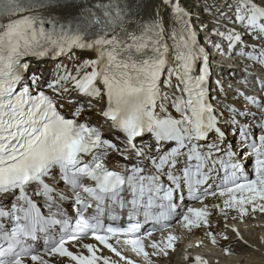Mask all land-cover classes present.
<instances>
[{
  "label": "snow or ice",
  "instance_id": "obj_1",
  "mask_svg": "<svg viewBox=\"0 0 264 264\" xmlns=\"http://www.w3.org/2000/svg\"><path fill=\"white\" fill-rule=\"evenodd\" d=\"M200 10L244 61L232 99L181 0H0V264H158L177 225L251 247L230 221L264 217V0Z\"/></svg>",
  "mask_w": 264,
  "mask_h": 264
},
{
  "label": "bare ground",
  "instance_id": "obj_2",
  "mask_svg": "<svg viewBox=\"0 0 264 264\" xmlns=\"http://www.w3.org/2000/svg\"><path fill=\"white\" fill-rule=\"evenodd\" d=\"M219 2L223 4V0H219ZM214 23H216V22H214ZM205 36H206V39H214V38L216 39L217 38L210 31H207V30H205ZM218 68L219 67H217V69ZM232 223H235L236 227H238L240 229L242 235L244 236V239L248 241V244L251 245V247H246L242 242L238 246H232L234 253H235L234 255H237V257L235 256L234 258H231V256H225L223 251L221 250L223 254H218L217 257L215 256L212 259L211 264H242L241 260H242L243 254L245 255L244 256V260H245L244 264H257V263H255V260H256V258H258L257 256L259 255V253L264 254V217L258 216L256 218V220H254V221L252 220V224H253L252 236H247L246 234H248V232L239 223H237L235 221H230V224H232ZM176 231L178 233V238H179L178 243H177V247H176V252L174 253V255L171 256L170 260H168V259L159 260L158 264H164V263L187 264V262L183 259L182 253L184 252V250L186 248H189V246H193V247H192V251H190L188 253V255L191 256V255H194L196 253H202V250L199 247H195L198 242H196L193 237L190 238L191 242L187 243L185 246H182L181 244H179V241H181L182 239H187L189 237L185 236L184 233H186V232L181 228H176ZM156 236L158 238L159 234ZM189 236L191 237V234H189ZM194 236L198 237V234H194ZM229 236L231 237L232 242L238 241V240H236L235 236L232 235V233H229ZM209 246H211V245L208 244V246L205 248L207 249V251L212 252L213 249L210 248ZM204 252H206V250H204ZM126 255L129 256V254H126Z\"/></svg>",
  "mask_w": 264,
  "mask_h": 264
},
{
  "label": "rangeland",
  "instance_id": "obj_3",
  "mask_svg": "<svg viewBox=\"0 0 264 264\" xmlns=\"http://www.w3.org/2000/svg\"><path fill=\"white\" fill-rule=\"evenodd\" d=\"M184 1H187V3L185 2V8L191 13L192 22H193V25L195 26L196 30L200 33H203L204 37H206L205 36V30H207V29L202 27L201 22L207 23L208 29H211L212 25L215 24L214 22H216V21L207 12H201L200 9L203 7V5L205 3H209V4L213 3V0H182L183 3H184ZM220 6L222 7L223 4L220 3ZM207 31H209V30H207ZM204 37H202L201 41L204 44H206V46L210 47V49H213L212 44H213V41H215V38L214 39H206ZM241 224L240 225L242 227H244L245 230L248 232V234H246V235L252 236L253 227H251L252 226L251 219H246ZM240 244H241V242H239V241H233L232 242V246H238ZM209 247L213 249V251L212 252L210 251V254H209L211 259H213L215 256L217 257L218 254H223L222 253L223 250L221 248H213L212 246H209ZM235 256L237 257V255H231V258H234ZM244 256L245 255L243 254V257L241 260L242 264L245 263ZM257 257L258 258H256L255 263L264 264V254L259 253V255Z\"/></svg>",
  "mask_w": 264,
  "mask_h": 264
}]
</instances>
